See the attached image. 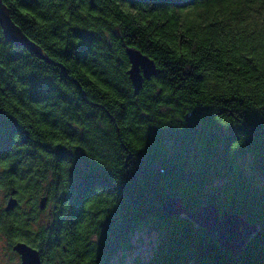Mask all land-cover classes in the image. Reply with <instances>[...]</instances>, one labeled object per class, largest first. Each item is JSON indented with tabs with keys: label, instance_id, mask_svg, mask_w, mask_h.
<instances>
[{
	"label": "trees",
	"instance_id": "1",
	"mask_svg": "<svg viewBox=\"0 0 264 264\" xmlns=\"http://www.w3.org/2000/svg\"><path fill=\"white\" fill-rule=\"evenodd\" d=\"M0 2L48 59L0 22L10 250L24 241L42 264H108L146 227L161 232L149 264H264V0ZM127 47L157 69L137 94ZM248 159L263 183L240 167ZM47 171L51 212L33 228ZM171 195L241 213L257 231L238 255L222 251L184 214L162 213Z\"/></svg>",
	"mask_w": 264,
	"mask_h": 264
},
{
	"label": "water",
	"instance_id": "2",
	"mask_svg": "<svg viewBox=\"0 0 264 264\" xmlns=\"http://www.w3.org/2000/svg\"><path fill=\"white\" fill-rule=\"evenodd\" d=\"M0 22L9 39L32 50L40 58L48 60L38 47L12 21L5 6L1 2ZM125 51L129 60L127 74L133 91L137 94L142 87L143 81L149 79L151 75L156 74L157 69L153 60L140 50L134 47H127ZM59 65L64 70L62 64ZM187 116H189V113ZM155 169L161 170L159 166H156ZM44 200L45 197L41 198V207L43 206L42 202ZM7 202L6 209H10L15 205L16 200L13 197H9ZM161 211L166 217H171L178 213L185 214L193 223L202 227L206 234L219 245L222 251H228L233 255H238L241 252L258 228L257 223L250 222L241 213L219 211L218 205L213 202H206L189 210L183 206L181 198L176 195L168 196L162 200ZM13 249L20 256L19 264H42L38 249L26 242H16L13 245Z\"/></svg>",
	"mask_w": 264,
	"mask_h": 264
},
{
	"label": "rangeland",
	"instance_id": "3",
	"mask_svg": "<svg viewBox=\"0 0 264 264\" xmlns=\"http://www.w3.org/2000/svg\"><path fill=\"white\" fill-rule=\"evenodd\" d=\"M248 161L249 159L240 160V167L244 170V172L252 174L255 177L257 185L263 183V179L257 173H254L249 169L247 165ZM152 167L155 168L156 166H151L149 168ZM44 173H46L47 178L39 180L41 189V192L37 198V202L39 201V206L41 198L45 197V200L42 202L43 206H40L39 210L42 212L39 211V219L37 223H33V228H37V226L48 221L49 214L51 212L52 205L51 203L47 202L45 195H47L46 187H48V182L50 181L52 174L50 171ZM9 196L12 197L11 191L6 187H1L0 208L7 206ZM16 204L17 201L14 206H16ZM18 207L20 210L28 209L23 203L19 204ZM43 209L45 210L43 211ZM160 237L161 232L152 228L147 229L144 227L133 231L127 239L126 246L118 247L112 257L109 258L108 264H149ZM19 262L20 258L15 252L9 249L6 237L0 233V264H19Z\"/></svg>",
	"mask_w": 264,
	"mask_h": 264
},
{
	"label": "flooded vegetation",
	"instance_id": "4",
	"mask_svg": "<svg viewBox=\"0 0 264 264\" xmlns=\"http://www.w3.org/2000/svg\"><path fill=\"white\" fill-rule=\"evenodd\" d=\"M3 210H6V206L3 207ZM1 211H2V208H0V212H1ZM23 242H24V241H23ZM13 245H14V244H13ZM13 245H12V250H13L17 255H19V254L17 253V251L13 249ZM19 258H20V256H19Z\"/></svg>",
	"mask_w": 264,
	"mask_h": 264
}]
</instances>
